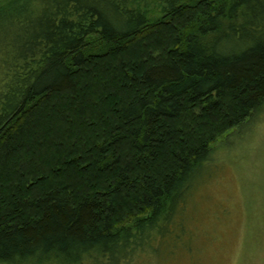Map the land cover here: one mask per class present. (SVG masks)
Returning a JSON list of instances; mask_svg holds the SVG:
<instances>
[{
	"label": "trees",
	"instance_id": "1",
	"mask_svg": "<svg viewBox=\"0 0 264 264\" xmlns=\"http://www.w3.org/2000/svg\"><path fill=\"white\" fill-rule=\"evenodd\" d=\"M86 69L115 88L92 121ZM263 111L264 0L1 2L0 264H132L173 244L188 253L214 145ZM40 113L57 115L52 133L67 144L36 133Z\"/></svg>",
	"mask_w": 264,
	"mask_h": 264
},
{
	"label": "rangeland",
	"instance_id": "2",
	"mask_svg": "<svg viewBox=\"0 0 264 264\" xmlns=\"http://www.w3.org/2000/svg\"><path fill=\"white\" fill-rule=\"evenodd\" d=\"M4 1L0 0V3ZM156 16H152L153 20L157 19ZM148 29L152 31L155 27L151 24ZM148 35L144 33L142 37L147 38ZM163 35L164 32L158 29L152 37L162 40ZM149 43V40L146 41L145 46L148 47ZM136 57L133 65H144L147 61V57L142 55ZM157 57L154 54L149 59ZM104 63L99 61L97 65H101V70L107 73L102 66ZM117 63L123 64V59L118 58ZM90 71H82L79 77L81 90L89 87L90 96L82 98V101L85 103V115L92 121L90 110H104L103 97L115 88L95 73L88 77ZM117 75L114 70L113 75L106 76L110 80ZM52 104L49 101L42 106L51 109ZM44 114H38L40 117L32 123V127L36 133L43 132L49 138L54 134L52 132L62 130L63 124L57 120V115ZM182 120L188 121L189 116H184ZM67 123L73 126L72 122ZM66 135V132L63 136L54 134L61 138L60 144H67ZM214 146V176L196 188L199 192L189 211L186 237L189 242L192 240V248L187 253L180 248V244H173L157 259L150 254H141L132 264H264V111L250 124L224 134Z\"/></svg>",
	"mask_w": 264,
	"mask_h": 264
}]
</instances>
